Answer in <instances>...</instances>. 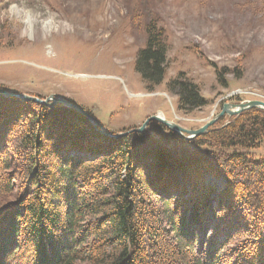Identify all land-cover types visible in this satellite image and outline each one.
Here are the masks:
<instances>
[{"label":"trees","instance_id":"trees-1","mask_svg":"<svg viewBox=\"0 0 264 264\" xmlns=\"http://www.w3.org/2000/svg\"><path fill=\"white\" fill-rule=\"evenodd\" d=\"M146 18L135 66L158 86L168 46L164 29L149 12ZM218 81L225 85L220 73ZM168 89L183 110L206 105L185 73ZM159 129L206 150L163 148L159 142L170 141ZM263 142L260 109L190 141L156 121L115 139L64 106L0 95V199L14 198L15 183L25 188L0 209V264H264V159L246 152ZM148 161L150 173L142 167ZM207 175L226 181L215 212ZM162 217L174 246L163 241ZM241 234L246 239L231 254L223 251Z\"/></svg>","mask_w":264,"mask_h":264},{"label":"rangeland","instance_id":"rangeland-1","mask_svg":"<svg viewBox=\"0 0 264 264\" xmlns=\"http://www.w3.org/2000/svg\"><path fill=\"white\" fill-rule=\"evenodd\" d=\"M14 7L34 16L32 27ZM144 11L164 29L168 46L164 81L158 86L145 82L135 66L147 41ZM180 73L198 86L204 107L181 108L178 96L168 89ZM0 88L40 99L64 98L114 133L138 129L158 114L197 130L225 104L264 102V0H0ZM158 131L170 141L159 142L163 148L206 150ZM246 152L264 159V142ZM144 163L150 173V162ZM175 171L189 187L183 172ZM204 180L213 189L210 208L215 212L226 181L211 175ZM15 188L14 198L25 190L16 183ZM14 198L0 199V209ZM162 204L156 203L160 211ZM160 221L163 241L174 246L166 219ZM235 236L226 253L246 239Z\"/></svg>","mask_w":264,"mask_h":264},{"label":"water","instance_id":"water-1","mask_svg":"<svg viewBox=\"0 0 264 264\" xmlns=\"http://www.w3.org/2000/svg\"><path fill=\"white\" fill-rule=\"evenodd\" d=\"M0 95H3L7 98H14L19 99L22 101H33L42 105H46L49 107H55L58 105L64 106L70 110H73L80 115L86 117L88 121L92 124L95 130H97L101 135L109 137V138H121L126 136L127 134H130L132 132L137 133H144L146 129L148 128L149 124L153 121L159 122L163 124L166 128H168L171 132L175 133L177 136L181 137L182 139H185L187 141L194 140L206 133L209 132V129L214 126L218 121H220L225 116L227 117H237L241 115L243 112L252 110V109H260L264 111V102L263 101H247L245 103H241L239 105L235 104H225L222 108V111L216 115L213 119H211L209 122H207L204 126L197 130H188L184 127L178 125L177 123L173 121H168L164 117L158 115H154L151 118H148L144 124L135 130L129 131L127 133H114L110 131L109 129L105 128L98 119H96L95 116L88 113L83 107H80L64 98L61 97H55L50 96L46 99H40L38 97H33L27 94H14L10 93L6 90H3L0 88Z\"/></svg>","mask_w":264,"mask_h":264},{"label":"bare ground","instance_id":"bare-ground-1","mask_svg":"<svg viewBox=\"0 0 264 264\" xmlns=\"http://www.w3.org/2000/svg\"><path fill=\"white\" fill-rule=\"evenodd\" d=\"M12 11H13L15 14H17L18 16H22V17L25 19V21L28 23V25H29L30 27L33 26L32 23H33L34 16H33L31 13L24 12V11L20 10L19 8H17V7L12 8ZM46 26H51V23H50V22L47 23ZM160 116L163 117L162 114H160Z\"/></svg>","mask_w":264,"mask_h":264}]
</instances>
